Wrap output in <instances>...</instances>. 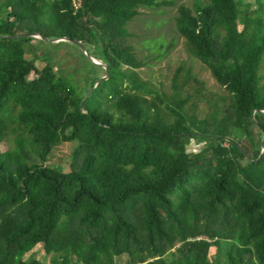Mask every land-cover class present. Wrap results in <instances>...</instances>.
I'll return each mask as SVG.
<instances>
[{
	"label": "trees",
	"instance_id": "trees-1",
	"mask_svg": "<svg viewBox=\"0 0 264 264\" xmlns=\"http://www.w3.org/2000/svg\"><path fill=\"white\" fill-rule=\"evenodd\" d=\"M81 1L0 0V145L18 135L0 150V264H45L24 259L39 245L52 264H205L224 245L225 264H264V0L178 6L188 53L232 101L203 119L186 111L190 70L176 69L165 106L127 44L140 8L173 0ZM74 41L109 71L89 97L105 68L89 62L79 95L48 50L82 51ZM71 142L69 171L47 164Z\"/></svg>",
	"mask_w": 264,
	"mask_h": 264
},
{
	"label": "rangeland",
	"instance_id": "rangeland-1",
	"mask_svg": "<svg viewBox=\"0 0 264 264\" xmlns=\"http://www.w3.org/2000/svg\"><path fill=\"white\" fill-rule=\"evenodd\" d=\"M173 1L175 2L174 6L153 9L140 8L139 15L127 25V30L132 34L127 39V44L132 45L138 58L146 62V66L136 71L138 76L146 84V87L154 92L153 95L159 96L166 106L173 95V75L176 69L183 65L185 71L190 70L191 78H193L188 85L190 96L186 106L190 117L195 116L198 117L197 119H203L205 116H210L217 106L223 111L229 110L232 108L229 93L214 80L204 64L188 53L185 39L179 34L176 27L178 6L185 4L192 7L193 0ZM245 2H251V0H245ZM48 50L52 53V61L56 65L59 76L64 78L67 75H72L73 79L77 81L75 86L78 88L79 95H83V93L85 95L92 79L89 76L92 68L89 63L91 62L90 58L72 44H62L59 47L51 46ZM39 55L42 56L41 53ZM27 56L33 58L34 53H28ZM44 66V60L39 58L36 67L40 70ZM100 74H104V72H100ZM259 76L262 78L261 85L264 87V56L260 61ZM17 139V134L8 136L7 142L0 145V150L4 152L9 148H15ZM24 139L29 142L27 136H24ZM77 144V142L62 143L54 150L47 164L69 171L72 153ZM201 145L202 143L198 144L196 141H192L191 149H196ZM225 247L224 245L223 250L218 253H215V249L212 248L204 263L225 264ZM32 258L39 259L45 264H52V256L46 253L43 245H39L34 251L24 255L26 260L30 261ZM125 261L126 257H123L119 264H125Z\"/></svg>",
	"mask_w": 264,
	"mask_h": 264
},
{
	"label": "water",
	"instance_id": "water-1",
	"mask_svg": "<svg viewBox=\"0 0 264 264\" xmlns=\"http://www.w3.org/2000/svg\"><path fill=\"white\" fill-rule=\"evenodd\" d=\"M22 36H31V37H34V38L41 39V40H43V41H45V42H53V43H59V42H62V41H65V42H70V41H71V40L68 39V38L59 39V40H53V41H52V40H49L48 38L42 36V35L39 34V33H29V34L19 35V37H22ZM74 43H76V44L80 47V49L82 50V52H83L85 55H87L93 63H95L96 65H99V66H103V67L105 68V70H106V75H105L104 77H102L100 80H98V81L96 82V84L94 85L93 89H92L91 92L89 93V96H90L91 93H92V91H93V90H94V89H95V88H96V87H97L102 81H104V80H106V79L108 78V76H109V71H108V68L106 67V65H105L103 62H101V61H99V60H96L95 58H93V57H91V56L89 55L86 46H85L81 41H74ZM89 96H88V97H89ZM82 109L84 110V104H82Z\"/></svg>",
	"mask_w": 264,
	"mask_h": 264
},
{
	"label": "built area",
	"instance_id": "built-area-1",
	"mask_svg": "<svg viewBox=\"0 0 264 264\" xmlns=\"http://www.w3.org/2000/svg\"><path fill=\"white\" fill-rule=\"evenodd\" d=\"M81 4H82L81 0H72V6L76 11L81 7Z\"/></svg>",
	"mask_w": 264,
	"mask_h": 264
}]
</instances>
